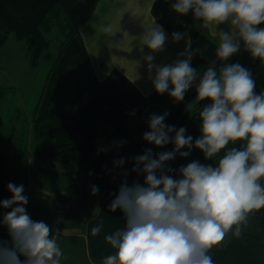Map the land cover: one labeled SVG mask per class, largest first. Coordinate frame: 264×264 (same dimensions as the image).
<instances>
[{"label":"clouds","instance_id":"obj_1","mask_svg":"<svg viewBox=\"0 0 264 264\" xmlns=\"http://www.w3.org/2000/svg\"><path fill=\"white\" fill-rule=\"evenodd\" d=\"M171 7L179 15L191 11L205 27L215 26L217 59L201 75L191 65L190 44L180 53L184 58L171 64L157 65L154 55L148 54L144 59L149 79L157 94L167 93L176 102L183 101L195 84L196 98L189 108L205 99L211 103L199 113L202 135L194 144L193 137L185 135L186 128L177 130L165 123L168 112L151 114L150 130L143 139L160 148L170 142L175 147L155 158L146 149L134 158L132 171L143 173L145 181L131 186L122 182L111 201L110 211L120 209L125 226L105 236L116 251L103 264H214L210 250L229 233L239 238L249 215L264 208V92L255 93V81L247 68L225 63L239 52L241 44L253 58L264 62V27H258L264 24V0H175ZM226 23L229 31L219 28ZM141 38L151 53L163 51L168 39L155 22ZM172 39L179 41L182 34L175 32ZM238 141L244 146L227 149L216 167L194 160L180 167L182 178L169 174L172 169L166 162L177 153L187 157L194 147L205 159H213ZM183 148L189 151L181 152ZM115 163L121 166L125 160ZM7 187L12 196L0 201V207L11 211L0 223L7 226L10 241L0 240V264H61L60 230L31 218L22 184L10 182ZM98 191L93 186L92 194ZM102 228L101 220L91 228V235H99Z\"/></svg>","mask_w":264,"mask_h":264},{"label":"trees","instance_id":"obj_2","mask_svg":"<svg viewBox=\"0 0 264 264\" xmlns=\"http://www.w3.org/2000/svg\"><path fill=\"white\" fill-rule=\"evenodd\" d=\"M174 2L154 0L153 10L164 14L159 20L170 34L188 32L194 53L191 65L202 75L210 61L217 59L218 44L198 29V20L191 11L187 15L173 11L171 5ZM96 3L97 0H0V49L13 35L26 43L34 63L48 47L46 35L54 28L60 35L58 53L48 68L36 105L32 125L35 143L31 153L41 160L59 164L77 160L88 171V176H82L77 184L81 194L88 193L86 203L81 204L75 197L70 201L69 209L61 212L64 218L79 217L80 211H85L94 202L101 192L104 174L117 166L115 161H127L143 154L146 149L152 150L154 158L158 153L174 150L171 142L160 148L143 139L144 133L150 130L148 120L151 114L168 112L165 123L169 126H180L188 118L185 135L192 136L194 144L202 123L199 113L211 103L188 107L196 98L195 84L183 101L176 102L167 93L161 95L155 90L142 94L117 69L98 79L80 33ZM259 62V58H253L246 51L239 63L253 77V70ZM225 63L230 64V61ZM219 64L217 60V67ZM3 89L0 85V94ZM254 91L260 94L256 83ZM94 153L98 154L93 158ZM24 155V148L11 149L0 143V201L11 198L12 193L7 187L10 182L17 186L22 184L28 198L26 207L31 206L29 185L49 179L50 172L55 169L36 163L29 165L28 161L23 163ZM194 160L199 161L190 155L182 157L177 153L173 160L166 162L172 169L169 174L175 179L182 178L180 167ZM93 186L99 189L95 195L92 194ZM9 211L10 208L0 207V215ZM252 217L264 223V208Z\"/></svg>","mask_w":264,"mask_h":264},{"label":"crops","instance_id":"obj_3","mask_svg":"<svg viewBox=\"0 0 264 264\" xmlns=\"http://www.w3.org/2000/svg\"><path fill=\"white\" fill-rule=\"evenodd\" d=\"M154 0H97L95 9L88 20L80 29L81 37L90 57L94 73L98 79L105 78L113 69L119 70L138 87L142 94L147 95L154 90L145 56L153 54L154 63L166 65L183 59L180 53L190 44V36L187 31H181L182 39L174 41L163 26L159 18L162 13L153 10ZM153 22L160 25L168 39L161 52L151 53L142 43V34ZM198 29L219 44L214 25L205 27L201 21L196 23ZM219 28L230 30V25L223 24ZM105 29H110L105 31ZM191 50V46H190ZM192 51V50H191ZM246 50L241 44L239 52L233 55L236 61L243 57ZM231 57L229 58V61ZM233 60V61H234ZM240 62V61H239ZM154 75V73H153ZM253 79L264 92V62H259L253 70ZM202 135L201 127L198 138ZM242 142L230 143L213 159H205L204 153L192 148L189 155L205 165L218 166V160L227 151L235 147L242 148ZM142 155V154H141ZM135 158V157H134ZM134 158H131L121 166H115L104 174L101 192L94 202L85 209V217L64 218L50 211L34 206L30 196L32 186H41L43 183L30 184L28 196L31 206H26L28 214L34 221H43L55 231L60 230L58 244L71 246L73 256H67L61 264H103L108 255L115 253L106 241L105 236L122 229L125 226L124 214L120 209L110 211L109 205L118 194L122 182L129 186L133 183L144 184L145 175L133 172ZM126 173V175H125ZM3 215H0L2 221ZM103 221V228L99 235L93 237L91 228ZM5 226L0 223V227ZM4 236H7L5 233ZM7 237L0 240L5 241ZM10 241V240H7ZM214 264H264V223L252 217H248L247 224L242 229L239 238L229 234L224 241L213 247L209 253Z\"/></svg>","mask_w":264,"mask_h":264},{"label":"rangeland","instance_id":"obj_4","mask_svg":"<svg viewBox=\"0 0 264 264\" xmlns=\"http://www.w3.org/2000/svg\"><path fill=\"white\" fill-rule=\"evenodd\" d=\"M163 14V13H162ZM164 16V14H163ZM57 25V24H56ZM54 25V27L56 26ZM258 27H263L259 25ZM60 35L57 29L47 34L48 47L32 62L28 54L26 43L17 40L10 35L8 40L0 49V85L4 87L0 94V143L9 146L11 149L24 148L25 155L22 162H29V165L38 164L42 167H50L55 171L50 172L49 179L44 180L41 186H32L30 196L34 206L41 209L48 208L57 215L62 207L70 205V201L79 200L81 193L77 188L82 176H88V171L77 160L70 164H59L51 161L41 160L34 156L31 151L35 143L32 132L33 118L36 105L40 96L42 85L48 68L58 53ZM231 57L230 64L239 63ZM234 60V61H233ZM210 100L205 99L199 104L191 107L202 106ZM189 119L185 118L180 126L187 128ZM175 135V133H172ZM98 153L93 154V158ZM27 165V164H26ZM93 197L90 199L92 202ZM69 209V207H68ZM67 210V209H66ZM62 216V215H61ZM7 233V236H4ZM7 237L10 240L7 226L0 227V239ZM63 252L64 262L67 256H73L70 245L59 243Z\"/></svg>","mask_w":264,"mask_h":264},{"label":"water","instance_id":"obj_5","mask_svg":"<svg viewBox=\"0 0 264 264\" xmlns=\"http://www.w3.org/2000/svg\"><path fill=\"white\" fill-rule=\"evenodd\" d=\"M88 198V193L84 192L81 194L79 201L81 204H85Z\"/></svg>","mask_w":264,"mask_h":264},{"label":"built area","instance_id":"obj_6","mask_svg":"<svg viewBox=\"0 0 264 264\" xmlns=\"http://www.w3.org/2000/svg\"><path fill=\"white\" fill-rule=\"evenodd\" d=\"M68 205H65L64 207H62V209H64V210H66V209H68ZM59 215H61V208H60V210H59ZM80 216L81 217H85V211H80Z\"/></svg>","mask_w":264,"mask_h":264}]
</instances>
